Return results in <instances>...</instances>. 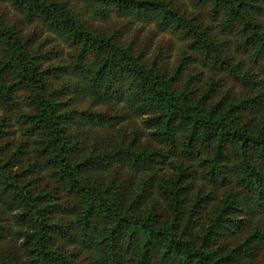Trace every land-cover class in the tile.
<instances>
[{
    "label": "trees",
    "instance_id": "obj_1",
    "mask_svg": "<svg viewBox=\"0 0 264 264\" xmlns=\"http://www.w3.org/2000/svg\"><path fill=\"white\" fill-rule=\"evenodd\" d=\"M9 1L0 264H264V0Z\"/></svg>",
    "mask_w": 264,
    "mask_h": 264
},
{
    "label": "rangeland",
    "instance_id": "obj_2",
    "mask_svg": "<svg viewBox=\"0 0 264 264\" xmlns=\"http://www.w3.org/2000/svg\"><path fill=\"white\" fill-rule=\"evenodd\" d=\"M182 8H186L189 12H197V9L191 6V3L189 0H175ZM77 14L82 18L91 21L93 20L89 14V11H84L83 9L76 8ZM0 14L4 16V18L8 21H12L16 19V17L19 16L18 11L13 7V5L10 3L9 0H0ZM126 18L122 17H116L112 16L109 20H99L97 19L95 24H99L102 28H109L113 24H120L121 22H124ZM31 25H24V30H30L32 28ZM126 29L128 31L125 35L131 36L136 35L137 36V43L139 45L146 44L148 42L149 45V55H153L156 52H161L162 56L164 57V60H168L171 65H173L180 53L181 47H182V41H180L173 33L170 31H159L155 28L154 24L151 23H143L139 20H135L133 22H130V24H126ZM41 36H49L50 42L49 45H53L60 49L62 48L63 53H65L69 48L65 44V42L61 39L59 35H57L54 32L46 30L44 27L41 31ZM1 112V111H0ZM133 120V118L131 119ZM136 122L140 121V117L136 116L134 118ZM120 124H128L129 119L123 118ZM101 129L102 128H98ZM101 134H104V132H101Z\"/></svg>",
    "mask_w": 264,
    "mask_h": 264
}]
</instances>
